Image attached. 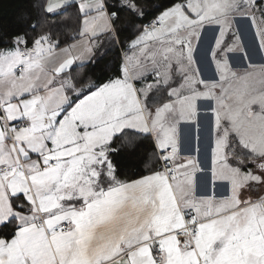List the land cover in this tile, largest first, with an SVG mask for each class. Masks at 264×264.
<instances>
[{"label":"snow or ice","instance_id":"1","mask_svg":"<svg viewBox=\"0 0 264 264\" xmlns=\"http://www.w3.org/2000/svg\"><path fill=\"white\" fill-rule=\"evenodd\" d=\"M125 11L145 10L32 0L0 50V264H264V0H177L116 74L74 73ZM145 140L144 174L119 179Z\"/></svg>","mask_w":264,"mask_h":264},{"label":"trees","instance_id":"2","mask_svg":"<svg viewBox=\"0 0 264 264\" xmlns=\"http://www.w3.org/2000/svg\"><path fill=\"white\" fill-rule=\"evenodd\" d=\"M115 2L116 0H112L110 3ZM174 2H177V0H138L140 6L145 10L143 18L127 11L122 12L118 21L119 44H116L110 52L101 58H97L95 65L87 64L83 68L77 67L73 69V72H85L94 68V79H106L116 74L123 61L122 52L126 46L139 34L140 29L146 23L158 17L167 7L172 6ZM31 7L32 0H0V50L14 47L10 43L11 37L28 31L26 28V17ZM22 17H24L23 20L21 19ZM63 31L71 32L72 29ZM29 34L34 35L33 33ZM57 35L61 40H66V43H62L61 47L66 46L67 43L76 42L66 39L61 32H58ZM77 40H79V37H77ZM31 46V43H29L28 47L30 48ZM151 151V141L145 140L144 145L136 154L121 152L119 155H115L122 178L135 179L138 178V174H144L141 171L142 163L145 155Z\"/></svg>","mask_w":264,"mask_h":264},{"label":"crops","instance_id":"3","mask_svg":"<svg viewBox=\"0 0 264 264\" xmlns=\"http://www.w3.org/2000/svg\"><path fill=\"white\" fill-rule=\"evenodd\" d=\"M243 23L245 24V22H243ZM238 24H239V27H240L241 26V22H238ZM210 37H211V33H208L206 38L210 39ZM100 40L102 41V43L95 50L96 59L97 58H101L106 53L110 52V50H112V48L116 44H119L118 42H113V41L109 40L105 36H101ZM138 51H139L138 49H135V50L130 49L128 47V45H127L126 48L123 50V56H125V58L126 57H131V56H133L134 52L138 53ZM85 65H87V64H85ZM74 68H77V66L74 65L73 69ZM200 112H201V117H200V120H201V124H200V147H201V151L202 152L207 153L208 148H209V144H210V140H211L212 136L214 135V133H212V131H211V123L214 120V116L206 107H203V106H201ZM181 130H182V136L187 134L190 131L189 129L185 128L183 125L181 126ZM191 131L193 132V135H194V130H191ZM36 158L37 157L35 155H33V159H36ZM116 159L117 158L114 156L113 157V161H114V163L117 164V168H118L117 175H118V178L119 179H123L122 176H121V173H120V170H119V165H118Z\"/></svg>","mask_w":264,"mask_h":264},{"label":"rangeland","instance_id":"4","mask_svg":"<svg viewBox=\"0 0 264 264\" xmlns=\"http://www.w3.org/2000/svg\"><path fill=\"white\" fill-rule=\"evenodd\" d=\"M112 0H110L109 2H111ZM237 27H239V24L237 23ZM244 27H245V29H246V32H245V35H246V38L250 41L251 40V32L250 31H247V28H248V26H247V23L245 22V24H244ZM143 29V27L140 29V31ZM140 31H139V33H140ZM122 56H123V52H122ZM127 56V55H126ZM125 59V56H123V60ZM255 63H259L260 61L259 60H255L254 61Z\"/></svg>","mask_w":264,"mask_h":264},{"label":"built area","instance_id":"5","mask_svg":"<svg viewBox=\"0 0 264 264\" xmlns=\"http://www.w3.org/2000/svg\"><path fill=\"white\" fill-rule=\"evenodd\" d=\"M155 19H156V18L150 20L148 23H146V24L144 25V27L147 26V25H149V23L152 22V21H154Z\"/></svg>","mask_w":264,"mask_h":264}]
</instances>
